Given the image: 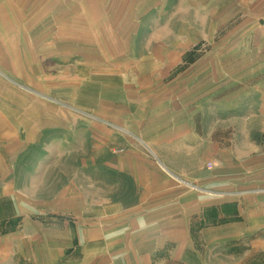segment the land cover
<instances>
[{"label": "crops", "instance_id": "0c3cea01", "mask_svg": "<svg viewBox=\"0 0 264 264\" xmlns=\"http://www.w3.org/2000/svg\"><path fill=\"white\" fill-rule=\"evenodd\" d=\"M189 8L211 28L185 55ZM248 46L256 59L229 64ZM58 66L76 73L58 81ZM88 83L96 159L82 170L106 165L136 195L97 216L23 194L50 159L28 153L74 120L51 96ZM253 118L264 127V0H0V264H264V136L218 126Z\"/></svg>", "mask_w": 264, "mask_h": 264}, {"label": "rangeland", "instance_id": "374dc122", "mask_svg": "<svg viewBox=\"0 0 264 264\" xmlns=\"http://www.w3.org/2000/svg\"><path fill=\"white\" fill-rule=\"evenodd\" d=\"M221 5L222 4H219L218 6ZM177 8L178 5L175 2L170 1L167 10L171 14L172 12L177 11ZM185 12V23L187 26L191 27V30L194 32L192 35H186V38L197 36L198 38H196V40H199L194 46L192 45L188 47L189 49H186L185 55H192L195 49L199 47L197 44L207 42L204 38L209 35L208 32L211 28V23L207 19L200 17L199 19L196 18L197 16L192 13L191 8L186 9ZM148 24L156 26V21L148 22ZM216 34L219 36V32ZM169 35H172V33L167 34V36ZM167 36H165L166 40ZM210 36L213 37V35ZM221 39H223V37ZM144 40L145 36H138V42L143 43L142 41ZM253 51L251 50V47L248 46L246 52L240 51L231 58H228L229 64H239L246 59H256V55ZM134 54L139 57L140 51H136ZM207 56V52L202 53V59H208ZM219 58L225 59V57ZM59 62L60 61L58 60L57 63ZM236 69L233 68V71ZM91 70H95V68ZM230 70L231 69H226L227 72ZM45 71L46 74H48V66L45 67ZM54 73L56 74L57 80L62 81L66 77L65 73L68 75L72 74L70 76L72 77L76 73V69H65L63 66H58ZM239 84L240 83H237V89L240 88ZM226 85L227 83L217 85L218 98L223 97V91ZM97 91V84L88 83L81 86L80 91L77 93L76 101L68 98L70 95L66 97V90L64 89H58V92L56 93L58 97L57 99L51 96L52 102L56 104L57 108L62 109V111H68V113L72 114V119L74 120L71 123L70 132H68L67 129L66 131L63 129L64 117L62 116L58 118V124H62V126H58L56 131V143L53 148H50L52 149L51 152L39 148V150H35L37 153L32 152L33 150L28 153L39 155L41 157H50L49 160H46L47 163L44 165L42 164V171L44 169L47 173L43 176V179L41 178V180L38 181L29 179L25 183V191L23 194L30 202L40 203L42 206L56 204L57 207H62L64 210L75 209L78 212L85 211L91 215L97 216V214L100 213H108L113 207H118L119 203L127 205L129 203L131 204L136 199L131 181L126 177L118 176L116 173L107 169L106 165L103 170L101 168L98 170L95 163L93 165L89 163L83 168L85 171L82 170L81 158L90 160L96 159V152L92 143V128L87 129L86 126V123H90L91 118L94 119L95 117L89 115V110L84 109V107L94 108L96 106L95 97ZM44 96L50 97V95ZM255 119L253 118L237 122L233 121L232 124H228L229 126L227 127L224 126V122H219L218 126H221L220 128L227 131L231 130L233 135L242 137L243 139L246 138V132L248 133V131L254 138L261 139L262 135L264 136V127H262V124H259V121ZM48 137V132L44 133L42 141L47 142L49 139ZM86 145L88 148L84 147ZM104 151L106 157L108 148H105ZM109 151H111V149ZM32 167L33 165H29L28 168L32 169ZM209 167L211 166L209 165ZM81 172H86V174L94 178L87 179ZM97 173L104 177L103 181L95 178ZM22 182L23 181H21V183ZM114 183L119 186L114 188ZM116 202H118V204H114Z\"/></svg>", "mask_w": 264, "mask_h": 264}, {"label": "built area", "instance_id": "2783aa9c", "mask_svg": "<svg viewBox=\"0 0 264 264\" xmlns=\"http://www.w3.org/2000/svg\"><path fill=\"white\" fill-rule=\"evenodd\" d=\"M209 165L211 166L212 164H211V163H209Z\"/></svg>", "mask_w": 264, "mask_h": 264}]
</instances>
